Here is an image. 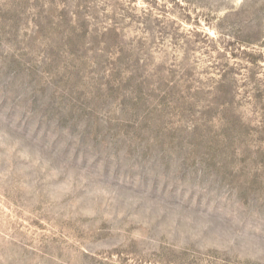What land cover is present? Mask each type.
Segmentation results:
<instances>
[{
    "label": "rangeland",
    "instance_id": "374dc122",
    "mask_svg": "<svg viewBox=\"0 0 264 264\" xmlns=\"http://www.w3.org/2000/svg\"><path fill=\"white\" fill-rule=\"evenodd\" d=\"M0 264H264V0H0Z\"/></svg>",
    "mask_w": 264,
    "mask_h": 264
}]
</instances>
